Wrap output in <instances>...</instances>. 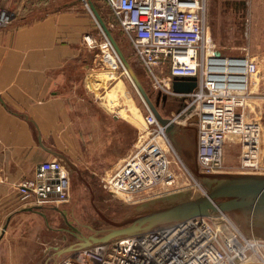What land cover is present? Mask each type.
<instances>
[{"label":"built area","instance_id":"obj_1","mask_svg":"<svg viewBox=\"0 0 264 264\" xmlns=\"http://www.w3.org/2000/svg\"><path fill=\"white\" fill-rule=\"evenodd\" d=\"M103 1L154 88L160 94H180L187 101L179 113L185 112L182 121L195 124L201 170L221 171L228 143L234 141L240 171L264 173V121L246 118L257 62L248 54H225L217 48L210 36L206 0ZM11 16L0 6V27L8 25ZM82 40L89 49L102 42V50L115 58L101 26L100 32H87ZM175 76H195L196 85L190 92L176 93L172 89ZM178 114L168 118L178 124ZM142 118L144 125L134 150L103 182L111 193L130 196L150 189L168 191L177 175L173 162L191 175L165 126L149 108ZM68 189L69 172L58 158L40 161L33 177L16 184L19 198L30 207L51 198L64 199ZM255 244L261 249L264 239L245 236L223 211L92 242L66 253L57 264H244Z\"/></svg>","mask_w":264,"mask_h":264},{"label":"rangeland","instance_id":"obj_2","mask_svg":"<svg viewBox=\"0 0 264 264\" xmlns=\"http://www.w3.org/2000/svg\"><path fill=\"white\" fill-rule=\"evenodd\" d=\"M28 1L31 0H0V5L8 9L11 14H15L29 10L33 3ZM79 1L90 15L93 32H100V25L89 7V2ZM100 1L93 5L145 90L151 99L156 101L159 90L154 88L152 80L138 63L132 46L121 30L116 17L105 3ZM206 18L210 36L217 48L225 54H248L256 60L258 69L250 79L246 118L264 121V0H206ZM101 43L99 42L96 48L89 50L85 46L87 50L83 54V60L91 68L86 74L83 73V76L75 75L74 81L68 82L63 87L73 120V128L79 136L74 161L71 165L67 163L68 194L64 199L51 198L40 206L30 207L32 213L11 224L8 237L0 242V264H57L66 254L60 250L75 246L82 241V236L94 233L90 227L100 228L107 223L100 213L110 218L119 214L121 207L131 202L194 186L200 193L206 190L173 140L172 144L176 152L190 170L191 175L179 163H171L177 175L175 183L168 188V191L150 189L125 196L120 193H111L103 187L104 180L120 164L108 165L104 162L110 159L114 149L119 148L121 141L118 139H128L131 149L127 156L134 150L135 143L139 140H137L138 131L133 140L131 126L112 122L107 111L118 113L119 109L124 108L120 114L132 120L139 129L144 125L142 116L148 108L117 53L112 49L111 55L115 58H111L108 51L102 50ZM109 59H112L111 64ZM160 95H164L165 98L163 99ZM160 95L157 106L165 116H176L187 103L180 94ZM177 121L182 126H195L193 121H182L179 118ZM104 123L109 130V135L116 136V140L105 144L102 136L101 155L97 156L94 148L98 145V140H92L93 153L91 154L89 153L91 151L89 137L93 138L98 133V125L103 127ZM196 131L195 127L197 150ZM237 155V143L229 142L225 152V167L217 172L254 173L240 171ZM196 163L197 171L203 172L197 159ZM224 212L228 215L226 211ZM255 238L264 239L263 237ZM258 247L260 248V245ZM248 254L249 259L258 261L257 264H264V247L249 251Z\"/></svg>","mask_w":264,"mask_h":264},{"label":"crops","instance_id":"obj_3","mask_svg":"<svg viewBox=\"0 0 264 264\" xmlns=\"http://www.w3.org/2000/svg\"><path fill=\"white\" fill-rule=\"evenodd\" d=\"M30 2L33 6L27 7L29 10L12 14L10 23L0 27V242L8 237L12 223L32 213L19 198L16 184L33 177L40 161L59 158L66 167L74 161L79 136L63 87L91 68L83 60L87 49L82 36L93 32V26L82 3ZM119 111H107L110 120L129 124L134 140L137 131L139 135L138 126L120 114L124 108ZM97 132L89 137V153H93L92 140H98L94 150L100 156L102 136L105 144L113 143L116 136L109 135L106 123L98 125ZM118 140L119 148L113 145L110 159L104 161L108 165L121 163L131 149L127 138Z\"/></svg>","mask_w":264,"mask_h":264},{"label":"water","instance_id":"obj_4","mask_svg":"<svg viewBox=\"0 0 264 264\" xmlns=\"http://www.w3.org/2000/svg\"><path fill=\"white\" fill-rule=\"evenodd\" d=\"M87 1L106 37L127 68L145 104L158 122L165 126L176 147L206 188V192L201 194L194 186L128 203L121 207L119 214L110 218L100 213L107 221L105 225L100 228L90 227L94 233L82 236L80 243L66 247L60 252L67 253L92 242L107 241L122 235L168 226L190 216L210 215L223 211L228 213L245 236L264 238V174L197 171L195 126H181L179 123L177 125L161 113L157 106L160 93L156 101L151 99L97 9L93 3ZM195 85V76H175L172 80V89L176 93L190 92ZM161 97L165 98L164 95ZM190 109L191 106L186 113ZM184 116L185 112L178 114L180 120ZM5 227L6 225L3 230Z\"/></svg>","mask_w":264,"mask_h":264},{"label":"bare ground","instance_id":"obj_5","mask_svg":"<svg viewBox=\"0 0 264 264\" xmlns=\"http://www.w3.org/2000/svg\"><path fill=\"white\" fill-rule=\"evenodd\" d=\"M239 172H240V171H239ZM205 192H206V190H204L201 194H204ZM258 245H259V244H255V245H254L255 248H254V246H253V248L255 249V251H256V249H259ZM250 263H252V264H257L258 261L251 260V259L248 258L244 264H250Z\"/></svg>","mask_w":264,"mask_h":264}]
</instances>
